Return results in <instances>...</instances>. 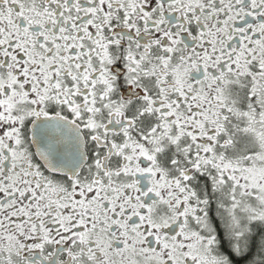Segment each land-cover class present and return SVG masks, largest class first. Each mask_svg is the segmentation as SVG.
<instances>
[{"label": "snow or ice", "instance_id": "6c2138e0", "mask_svg": "<svg viewBox=\"0 0 264 264\" xmlns=\"http://www.w3.org/2000/svg\"><path fill=\"white\" fill-rule=\"evenodd\" d=\"M0 264H264V0H0Z\"/></svg>", "mask_w": 264, "mask_h": 264}]
</instances>
